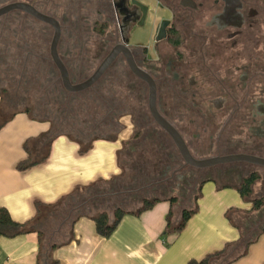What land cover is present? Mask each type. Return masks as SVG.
<instances>
[{
    "label": "flooded vegetation",
    "instance_id": "1",
    "mask_svg": "<svg viewBox=\"0 0 264 264\" xmlns=\"http://www.w3.org/2000/svg\"><path fill=\"white\" fill-rule=\"evenodd\" d=\"M16 1L45 13L32 0L8 3ZM155 1L157 9L168 15L157 20L150 42L132 43L135 31L149 18L147 5L139 0H77V19L95 13L103 24L113 26L104 34L94 31L97 44L92 51L84 41L97 24L88 28L90 32L79 33L74 28L63 29L61 19L45 13L60 23L57 51L70 81H84L111 50L125 47L134 66L154 82L158 112L179 132L192 157L264 159V0ZM8 3L2 2L0 7ZM64 20L69 22L68 15ZM31 21L41 22L20 10H10L0 15V33ZM7 59L1 64L10 70V57ZM49 60L56 68L50 54ZM57 74L60 79L58 70ZM62 89L77 93L63 85ZM91 90L97 110L94 133L115 138L125 121L131 133L122 144L129 147L130 155L136 153L141 159L143 147L152 146L155 157L150 162L160 168L153 192L180 199L190 188L199 191L206 180L239 187L254 176L251 196L264 198V166L239 159L207 168L186 164L172 138L150 115L148 83L131 70L121 51L90 87L78 93ZM256 211L260 223L264 201ZM257 221L252 220L256 225ZM258 228L264 229V223Z\"/></svg>",
    "mask_w": 264,
    "mask_h": 264
},
{
    "label": "crops",
    "instance_id": "2",
    "mask_svg": "<svg viewBox=\"0 0 264 264\" xmlns=\"http://www.w3.org/2000/svg\"><path fill=\"white\" fill-rule=\"evenodd\" d=\"M124 125L115 138H93L85 152L80 148L86 142L77 136L57 134L45 160L20 171L16 165L27 156L23 143L28 140V148L40 156L36 137L51 125L16 111L0 127V207L23 222L35 216L36 203L54 204L76 189L120 176L118 153L131 133L130 124L124 121ZM252 199L242 197L235 183L206 180L196 200L197 210L180 232L164 233L169 209L172 219H179L180 202L170 204L160 198L137 215H123L108 238L96 233L90 217L108 211L96 206V201L79 216L67 204L76 199L52 210L41 206L39 221L32 225L43 234L41 244L36 232L0 236V264H37L38 258L39 264H185L224 247V254L210 264H264L263 228L250 231L255 225L251 219L258 215L252 210ZM244 219L248 227L242 230L238 221Z\"/></svg>",
    "mask_w": 264,
    "mask_h": 264
},
{
    "label": "rangeland",
    "instance_id": "3",
    "mask_svg": "<svg viewBox=\"0 0 264 264\" xmlns=\"http://www.w3.org/2000/svg\"><path fill=\"white\" fill-rule=\"evenodd\" d=\"M10 1L0 0V3ZM32 1L40 10L45 13H53L59 20L61 19L63 29L74 28L75 32L85 33L90 32L88 28H92L94 23L97 24L95 28L93 27V33L90 32V36L84 41L90 51L97 44L94 39V31L101 30L104 34L113 27L108 23L103 24L100 16L95 13H88L85 17L83 15L81 19H77L80 18L79 12L76 13L77 0ZM139 1L150 8L149 18L143 27L135 31L131 42L147 43L151 40L157 20L161 16L168 15V12L157 9L155 0ZM67 15L68 23L73 25L69 26L64 20ZM76 20L77 25H74ZM51 37L52 28L42 22H23L10 29H2L0 33V64L2 62L4 65V62L8 60L7 57H10L11 66L9 67L11 69H3L4 66L0 65V121L8 118L13 112L27 109L29 115L48 120L52 129L55 128L54 132L78 136L85 142L95 136L102 137L101 133L93 132L97 114L95 97H93L94 91L77 92L76 95H72L65 93L62 89L57 70L49 60ZM153 127L155 128L154 125ZM143 148L144 151L141 153L142 158L140 159L137 158L136 153L130 155L129 147L122 144V150L118 153V163L123 167H121L123 176L120 174V178L116 180L99 183L100 191L107 193L99 198L101 208L111 211L112 208L120 206L123 210H135L141 205L143 199L166 198L160 192L152 190L160 180L157 173L160 168L150 162V159L155 157L152 155V146L145 145ZM132 156H134L133 160ZM197 194V190L193 191L190 188V191L180 199L176 197L175 199L180 202L181 207L190 208L194 205V198ZM255 198L262 199L263 204L264 198L257 196ZM251 220L257 221L255 218ZM258 220L260 223L257 221V225L252 226L250 231L254 228L256 230L259 225L264 223V213H261ZM238 224L242 230L244 227H248L247 219L238 221Z\"/></svg>",
    "mask_w": 264,
    "mask_h": 264
},
{
    "label": "trees",
    "instance_id": "4",
    "mask_svg": "<svg viewBox=\"0 0 264 264\" xmlns=\"http://www.w3.org/2000/svg\"><path fill=\"white\" fill-rule=\"evenodd\" d=\"M76 94H72V95H76ZM23 111L26 113H29L27 111V109H24ZM14 113L15 112H13L11 115H13ZM10 116L8 118H5V119L0 121V127H2V125L10 118ZM54 129H52V126H51V128L47 132L42 133L36 137V140L39 141V143H40V146H38L39 151L42 152L40 154V156L36 157L33 154V152L28 148V146H27L28 140H26L23 143V147L27 152V156H26V158H24L23 160H21L17 163L16 168L18 170H20V171L26 170V169H28V168L36 165V164H39L45 160V158L48 155V148L50 146V143L52 142V140L54 139V137L57 134L62 133V132H54ZM69 136H71V135H69ZM77 138H79V140L81 142H85L83 138H80L78 136H77ZM94 138H99V136H95ZM104 138H113V137H104ZM91 140H89L88 142L86 141V143H83V145L80 148L81 152H85L87 150L88 145L90 144ZM121 167H122V165H121ZM117 178H120V177L118 176L115 178H111L110 180H114V179L116 180ZM254 180H255L254 176H252L251 178H247L238 187V191L242 197H250V195L252 194V184H253ZM106 182H108V181H100V182L94 184L92 187L76 189L71 194L61 197L60 200L54 204L36 203L35 204V207H36L35 216H33L31 219H28V220L23 221V222H18V221L13 220L10 217L7 209L4 207H0V236L14 237L16 235L23 234V233L36 232L37 236H38L39 244H41L43 234L39 230L34 229L32 226L34 223L39 221V215H40L39 211H40L41 206L52 210L54 208L56 209V207L58 205L62 204L64 201L76 199V200H73L71 202L67 201L68 207H69V209L71 206L75 207L76 210L74 211V213H77L78 214L77 216L82 215L86 210H88L89 207L92 206V204L95 201H96L95 205L98 206L101 202V200H99V198L100 197L102 198V196L107 195V193L100 191V189L98 187L100 185L99 183H106ZM199 191H198L197 196L194 198V205L190 208L182 207L181 212H180V217L177 221L176 220L174 221L172 219L173 213H172V210L169 209V211L166 215V225H165V230H164L165 234H167V233H178L183 229L187 220L197 210L196 200L199 197ZM167 199L170 201V204H172L173 202H176L175 197L167 198ZM159 200H160V198H157V197H153L150 200L149 199H143L141 205L135 210H123L120 206H116L111 211L101 210V211L95 212L90 217L94 222L96 233L98 235H100L101 237L108 238L111 235V233L114 231L116 226L118 225V223H119V221L123 215H125L126 213H131V214L137 215V214L141 213L142 211L151 208ZM252 205H253L252 210L258 209L262 205V199L253 198L252 199ZM227 217H229V212L227 213ZM262 231L264 233V229ZM53 247H55V245H52V248ZM246 247H247V244H246L245 248ZM224 252H225V247L219 251L214 252V253L207 254L200 259L191 258V259L187 260L185 262V264H210L214 258H217V257L223 255ZM38 255H39V253H38ZM230 262L231 261H227L225 264H229ZM54 263H55V261H53L51 264H54ZM37 264H39V258L37 260Z\"/></svg>",
    "mask_w": 264,
    "mask_h": 264
},
{
    "label": "water",
    "instance_id": "5",
    "mask_svg": "<svg viewBox=\"0 0 264 264\" xmlns=\"http://www.w3.org/2000/svg\"><path fill=\"white\" fill-rule=\"evenodd\" d=\"M17 9L24 13H27L34 17L35 19L50 25L53 29L52 38L50 41L49 46V54L51 57L52 62L56 66L59 76L62 82L63 87L69 92H79L88 87H90L107 69L109 64L112 62L113 58L118 52H122L126 58V61L131 68V70L140 78L145 80L149 86V98H148V108L151 117L155 121V123L162 128L165 132L169 134L172 138L173 142L177 146L178 150L180 151L182 157L184 158L186 164L191 165L196 168H207L214 166L216 164L230 161V160H244L250 163L258 164L264 166V159L256 158L247 155H234L229 157H209V158H202L196 159L190 155L188 148L186 147L181 135L179 132L174 128V126L166 120L157 110L155 105V84L152 79L139 71L133 64L131 56L128 50L125 47L117 46L113 50L109 52V54L101 61V63L97 66V68L92 72V74L82 82L79 83H72L69 78V73L64 65L63 61L61 60L58 51H57V44L61 34V26L57 19L49 16L39 10H37L33 5L25 2V1H16L12 3H8L2 5L0 7V15L4 14L10 10Z\"/></svg>",
    "mask_w": 264,
    "mask_h": 264
}]
</instances>
